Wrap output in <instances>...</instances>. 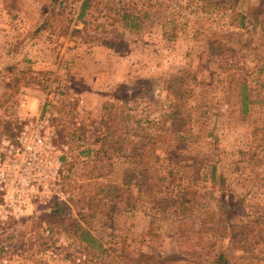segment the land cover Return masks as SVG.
I'll use <instances>...</instances> for the list:
<instances>
[{
	"label": "rangeland",
	"instance_id": "rangeland-1",
	"mask_svg": "<svg viewBox=\"0 0 264 264\" xmlns=\"http://www.w3.org/2000/svg\"><path fill=\"white\" fill-rule=\"evenodd\" d=\"M84 1L0 0V160L47 109L64 161L46 204L0 222V264H99L82 258L75 221L104 264L153 251L264 264V1L102 0L80 20ZM117 140L121 156L98 155Z\"/></svg>",
	"mask_w": 264,
	"mask_h": 264
},
{
	"label": "built area",
	"instance_id": "built-area-1",
	"mask_svg": "<svg viewBox=\"0 0 264 264\" xmlns=\"http://www.w3.org/2000/svg\"><path fill=\"white\" fill-rule=\"evenodd\" d=\"M25 104V102L23 103ZM53 112L25 119L20 135L7 143L0 160V222L28 218L36 202L47 203L64 176L55 140Z\"/></svg>",
	"mask_w": 264,
	"mask_h": 264
},
{
	"label": "trees",
	"instance_id": "trees-1",
	"mask_svg": "<svg viewBox=\"0 0 264 264\" xmlns=\"http://www.w3.org/2000/svg\"><path fill=\"white\" fill-rule=\"evenodd\" d=\"M203 1H208V0H203ZM264 1V0H263ZM102 2V0H85L83 2V5L81 7V12L79 14V19L82 20L84 17H86V13L87 11L92 7V5L94 3L100 4ZM246 16L248 17L249 15H245L244 17H242V23L244 22V20L246 19ZM263 16V20L262 21H258L260 20L259 18H261ZM125 18H128L129 15L126 13L124 15ZM122 17V18H124ZM256 20L259 22L258 24L261 25V27L263 28L264 31V11H263V15L260 14L259 16H256ZM80 29H76V31L74 32H83V31H79ZM103 45L109 46V47H113L114 45H110V42H103ZM240 88V92L241 95L243 97H245V92L247 90V84H241L239 86ZM106 146H104V144L101 147V151L98 154L99 156L102 154L105 156L109 155L108 160L111 161V159L115 158L116 156H121V147H120V141H113L111 143H107L105 144ZM104 147H107V149L105 150ZM111 150H115V151H111ZM215 173V172H214ZM215 175V174H214ZM112 196V199L116 202V203H121L124 202L123 200H125V206L130 209L133 210L136 208V201L134 198L131 197H127L125 198V193L126 191H124L120 186L117 185H108V187H105V189H102V192L105 191ZM121 198V199H120ZM94 202V201H93ZM62 207L63 204L60 201H56L53 203V205L50 207V213L51 215H53L54 217L57 216H61L62 214ZM73 227H75L74 230H76L74 232V235L81 243L83 249H82V258L85 259V253L89 254V256L94 259L97 262H100L99 264H104L101 261V258L99 257L101 254L103 253H107V251L104 249V246L101 244V242L94 236L91 234V232L86 228V224L84 222H80V221H75L72 224ZM233 230V229H232ZM240 232V233H239ZM224 233V231H223ZM232 238L234 239L235 242H238L241 239H245L248 240L249 239V230L245 229L243 226L242 227H237V231L236 233H234V230L232 231ZM233 241V242H234ZM247 244L248 242H246V244L244 245L245 247H241L244 251H249V249H247ZM191 254H195V251H192ZM172 257L170 256H164V255H159L156 252H152V253H140L137 257H128V255L126 256H120V262H123V264H141V262L143 260H147L149 262H151L150 264H164L166 263L168 260H170ZM178 258H181L180 256ZM213 259L215 260L213 262V264H230L229 258H228V254L226 253V251H220L216 256L213 257ZM81 260V259H80ZM126 260V263H124ZM87 261H85L84 263H86ZM88 263V262H87Z\"/></svg>",
	"mask_w": 264,
	"mask_h": 264
},
{
	"label": "clouds",
	"instance_id": "clouds-1",
	"mask_svg": "<svg viewBox=\"0 0 264 264\" xmlns=\"http://www.w3.org/2000/svg\"><path fill=\"white\" fill-rule=\"evenodd\" d=\"M21 108L24 109V108H31L33 111L35 110L36 108V101H29L25 104H22L21 105Z\"/></svg>",
	"mask_w": 264,
	"mask_h": 264
}]
</instances>
